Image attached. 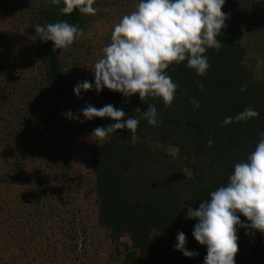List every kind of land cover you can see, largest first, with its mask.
I'll use <instances>...</instances> for the list:
<instances>
[{
    "label": "trees",
    "instance_id": "obj_1",
    "mask_svg": "<svg viewBox=\"0 0 264 264\" xmlns=\"http://www.w3.org/2000/svg\"><path fill=\"white\" fill-rule=\"evenodd\" d=\"M139 2L95 0V15H63V3L51 0H0V264H204L187 209L226 186L264 132V0H225L222 46L206 51V74L187 61L166 70L179 85L168 108L160 98L144 103L94 87V64L114 26ZM61 21L83 30L71 46L53 51V42L31 39L37 24ZM85 80L93 89L77 97ZM89 104L139 119L137 141L127 129L92 137L115 122L85 120ZM151 104L157 127L141 115ZM249 107L258 117L237 121ZM69 110L79 120L66 118ZM179 232L196 256L175 248ZM237 235L235 264H264V234L238 227Z\"/></svg>",
    "mask_w": 264,
    "mask_h": 264
},
{
    "label": "clouds",
    "instance_id": "obj_2",
    "mask_svg": "<svg viewBox=\"0 0 264 264\" xmlns=\"http://www.w3.org/2000/svg\"><path fill=\"white\" fill-rule=\"evenodd\" d=\"M51 3H63L60 8L63 15H71L77 9L87 15L97 12L93 7L95 0H51ZM224 4L225 0H140L136 10L124 15L114 26L111 43L102 49L103 57L94 64L97 94L107 88L124 97L138 94L144 103L148 97L160 98L165 108L171 107L179 85L166 74V70L187 61L188 68L195 70L198 76L206 74L210 68L206 51L213 48L218 51L222 46L218 37L228 18L222 11ZM34 29L36 36L31 39L53 42V51L71 46L78 36L83 35L82 29L66 21L37 24ZM197 87L203 91L199 82ZM92 89L93 84L85 80L75 86L74 93L79 97L82 91ZM190 102L199 107L195 98ZM81 112L85 120L110 118L115 122L106 128L94 129L92 137L99 141L123 129L131 132L133 144L138 139L139 119H125L122 109L111 104L101 108L89 104ZM135 113H141L140 109H135ZM64 115L79 120V116L73 117L71 110ZM141 115L154 127L162 123L155 104L148 105ZM258 115L249 107L235 119L246 121ZM231 122L232 118L224 121L225 124ZM212 143L209 138L207 146ZM228 179L227 185L212 191L210 199L200 202L198 209H187L185 218L198 221L193 230L194 239L207 247L204 264H235L239 251L238 227H250L264 234V132L260 134L255 150L246 161L234 166V173ZM238 214L243 215L249 224H242ZM177 241L175 248L185 257L197 255L185 248L183 232L177 234Z\"/></svg>",
    "mask_w": 264,
    "mask_h": 264
},
{
    "label": "rangeland",
    "instance_id": "obj_3",
    "mask_svg": "<svg viewBox=\"0 0 264 264\" xmlns=\"http://www.w3.org/2000/svg\"><path fill=\"white\" fill-rule=\"evenodd\" d=\"M167 151L171 154H174V150L172 148H167ZM121 242L127 244L128 246L130 245V240L128 238V236H123L121 238ZM198 252L202 253L203 251L207 250L206 246H201L196 240H195V245H194ZM199 260L198 259H194L192 264H198Z\"/></svg>",
    "mask_w": 264,
    "mask_h": 264
}]
</instances>
